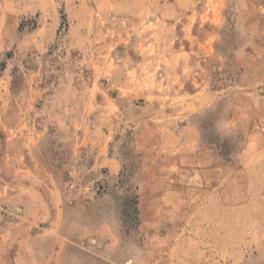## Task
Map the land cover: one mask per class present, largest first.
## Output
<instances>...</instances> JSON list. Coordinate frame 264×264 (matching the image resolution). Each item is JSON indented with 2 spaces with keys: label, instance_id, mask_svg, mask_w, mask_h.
I'll return each mask as SVG.
<instances>
[{
  "label": "crops",
  "instance_id": "crops-1",
  "mask_svg": "<svg viewBox=\"0 0 264 264\" xmlns=\"http://www.w3.org/2000/svg\"><path fill=\"white\" fill-rule=\"evenodd\" d=\"M182 2L177 5L183 13L180 17L138 16L144 11L140 10L128 21L141 25L165 23L172 26L170 30L180 25L184 30L182 37L190 44L168 51V55L182 59L169 66L172 77L165 80L164 86L156 81L150 86L144 80L123 81L117 86L123 91H117L113 98L108 95L111 86L98 79L61 80L48 94L38 81H4V88L9 90L0 91V264L75 262L71 243L89 238L101 230L102 224H108L105 213L111 200L110 190L121 171V158L112 149L122 144L126 130H132L134 148L148 159L149 175H154L149 182L153 187L149 211L139 212L147 230L156 229L158 215L170 216L173 212L172 208L163 210L158 206L163 187H158V191L155 185L165 180L164 194L168 189L173 191L171 168L180 169L182 198L191 200L199 194H212L221 177L236 180L240 171L264 167V145L254 141L262 139L263 133H253L254 122L242 108L251 101L248 99L255 94L254 88L264 84V15L253 24L258 34L239 61L238 95L246 102L221 120L245 137L240 160L234 164L220 161L212 144L199 143L198 126L189 120L191 115L213 107L221 95L206 89L199 80L201 64L214 54V49L203 35L194 33V28L204 22L191 15L194 8H199L198 1ZM173 3L166 0L165 7L173 9ZM188 11L190 14L186 15ZM17 84L20 90H15ZM157 170L164 179H159V173L154 172ZM68 181L80 188L100 181L105 190L93 196L79 188L76 204L71 206L65 203L63 194ZM254 181L264 184V175ZM142 183L143 180L140 191ZM189 208L190 205L181 209V215L192 216L194 211ZM221 224H200L195 228L184 224L182 230L237 231L236 224ZM244 230L260 232L261 238L251 235L237 242L229 237L222 244L218 234L211 241L182 244L213 249L225 245L234 249L229 263L237 261L239 252L243 254V264H264V218L255 230L249 226ZM239 248L245 251H238ZM247 248L256 254L245 257ZM212 254L213 262L220 263L219 250ZM208 256L202 252L200 257H187L186 264H210Z\"/></svg>",
  "mask_w": 264,
  "mask_h": 264
},
{
  "label": "rangeland",
  "instance_id": "rangeland-1",
  "mask_svg": "<svg viewBox=\"0 0 264 264\" xmlns=\"http://www.w3.org/2000/svg\"><path fill=\"white\" fill-rule=\"evenodd\" d=\"M165 1L0 0V91L9 90L4 88V81L8 80L38 81L48 94L61 80L98 79L111 86L108 95L113 98L117 91H123L117 88L123 81L144 80L149 86L156 81L164 86L165 80L172 77L169 66L182 59L168 55V51L190 44L182 37L184 30L180 25L170 30L172 26L165 23L141 25L128 21L140 10L144 11L138 16L180 17L183 13L177 5L182 1H198L199 8H194V12L191 9V15L204 22L194 28V33L203 35L214 49V54L201 64L199 80L206 89L218 91L221 99L213 107L191 115L189 120L198 126L199 143H215L220 148L216 150L220 161L237 164L245 137L221 120L246 102L238 95L239 61L255 38L257 30L253 24L264 15L261 5L264 0H173V9L166 8ZM189 14L190 11L186 15ZM19 85L15 90H20ZM254 92L248 99L251 101L242 108H246L254 122L253 133H263L262 139L254 141L264 145V84L254 88ZM112 152L121 158V171L110 190L111 200L105 213L108 224H102L101 230L94 231L89 238L71 243L73 264H186L187 257L198 254L200 257L202 252L209 254L210 264H232L229 262L234 249L225 245L213 249L182 242L211 241L218 234L222 244L229 237L237 242L251 235L254 239L261 238L262 233L244 229L249 226L255 230L264 218V184L254 181L264 175V167L240 171L236 180L221 177L212 194L206 197L199 194L191 200L182 198L180 169L171 168L173 191L168 189L164 194L165 180L155 185L157 189L163 187L158 206L163 210L172 208L173 212L170 216L158 215L156 229L147 230L139 212L140 209L148 212L151 205L153 187L149 182L154 175H149L148 159L135 150L132 130L122 133V144L115 145ZM154 172L157 175L159 170ZM156 175L164 179L161 173ZM142 180L144 187L140 191ZM80 189L95 196L105 190V185L99 181ZM65 203L75 205L76 196L72 203L65 197ZM188 205L193 215H181V209ZM213 223H222V227L236 224L237 231L182 230L184 224L195 228ZM216 250L220 252V263L213 262L212 252ZM237 250L243 252L245 248ZM246 250L245 257L256 254L251 253L253 249ZM235 259L233 264H243V254L237 252Z\"/></svg>",
  "mask_w": 264,
  "mask_h": 264
},
{
  "label": "built area",
  "instance_id": "built-area-1",
  "mask_svg": "<svg viewBox=\"0 0 264 264\" xmlns=\"http://www.w3.org/2000/svg\"><path fill=\"white\" fill-rule=\"evenodd\" d=\"M77 192H78V186L74 182H68L64 191L66 200L69 203L74 202Z\"/></svg>",
  "mask_w": 264,
  "mask_h": 264
},
{
  "label": "trees",
  "instance_id": "trees-1",
  "mask_svg": "<svg viewBox=\"0 0 264 264\" xmlns=\"http://www.w3.org/2000/svg\"><path fill=\"white\" fill-rule=\"evenodd\" d=\"M212 143V142H211ZM213 145H215V143H213ZM216 146V150H219L220 148L217 146V145H215Z\"/></svg>",
  "mask_w": 264,
  "mask_h": 264
}]
</instances>
